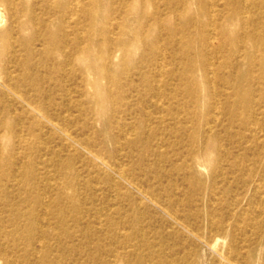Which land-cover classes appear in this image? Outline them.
Masks as SVG:
<instances>
[{
  "label": "rangeland",
  "instance_id": "rangeland-1",
  "mask_svg": "<svg viewBox=\"0 0 264 264\" xmlns=\"http://www.w3.org/2000/svg\"><path fill=\"white\" fill-rule=\"evenodd\" d=\"M0 264H264V0H0Z\"/></svg>",
  "mask_w": 264,
  "mask_h": 264
}]
</instances>
